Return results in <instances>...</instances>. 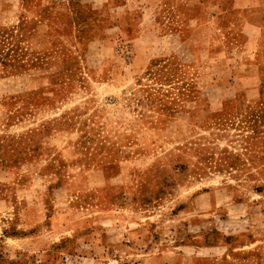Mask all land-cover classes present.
I'll use <instances>...</instances> for the list:
<instances>
[{"label":"rangeland","instance_id":"1","mask_svg":"<svg viewBox=\"0 0 264 264\" xmlns=\"http://www.w3.org/2000/svg\"><path fill=\"white\" fill-rule=\"evenodd\" d=\"M149 3L0 0V264H264V95L220 85L213 10Z\"/></svg>","mask_w":264,"mask_h":264},{"label":"crops","instance_id":"2","mask_svg":"<svg viewBox=\"0 0 264 264\" xmlns=\"http://www.w3.org/2000/svg\"><path fill=\"white\" fill-rule=\"evenodd\" d=\"M144 8L154 9V12H156L157 9H167V14H170L169 10H174L176 8L213 10L211 15H205L212 18V21L218 28L217 32L220 34L216 44L212 45V48L208 50L207 53L213 57L226 55L229 57V60H231L230 57L232 58L233 55L234 57L237 56L240 58L238 60L232 58L230 64L231 67L229 69V81L226 84L220 85L228 84L229 88L233 91L230 95H232L234 100L237 97L242 96L241 94L243 91L242 99L246 105L255 103L251 98L254 96V93H256V98L258 100L259 95H264V0H150V3L145 5ZM125 11L124 6L122 10L123 14H126L124 13ZM172 15L166 16L168 19L165 24H167L169 20L172 22L174 20L182 22L188 19L185 15ZM127 17H129V14L122 15L123 22ZM132 17L135 24L140 26L141 18L136 15H132ZM155 17L153 18L154 20ZM198 17L202 18L201 15H198L196 17L197 20H199ZM139 30L137 28L134 30L136 37L134 38L133 43L137 46H139L146 37V31ZM174 33L175 34H173V32L169 33V36L171 38H178L182 44L187 42L183 41L184 35L182 29L175 31ZM149 34L150 33L148 32V35ZM198 54H200V50L197 51V55ZM140 56L141 55L139 54V57ZM169 56L173 57V55ZM139 60H141V58H139ZM196 65L183 62L180 66L181 72H189L191 70L196 71V68H198L200 64L196 62ZM37 232L38 234L42 233L41 230H38ZM23 240L24 239H21L20 241L24 244L18 248L12 246L5 248L10 253L14 252L16 254L15 257L19 260L24 257L23 251L28 249V242ZM224 247L220 248L223 249ZM188 248H192L193 253H196L193 258L196 257L199 260L208 261L209 264H221L224 258L223 252H220L219 254L215 253L216 255H212L211 252H207V255H202L200 252V250L215 251L216 249H220L217 246L208 245L206 247ZM200 255H202V257H200ZM160 260L162 261V259ZM193 260L194 259H192V264H195ZM88 263L104 264L102 260L95 258H89ZM163 264L170 263L166 262Z\"/></svg>","mask_w":264,"mask_h":264}]
</instances>
